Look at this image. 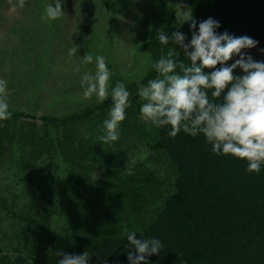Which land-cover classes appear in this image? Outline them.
<instances>
[{
    "label": "trees",
    "instance_id": "1",
    "mask_svg": "<svg viewBox=\"0 0 264 264\" xmlns=\"http://www.w3.org/2000/svg\"><path fill=\"white\" fill-rule=\"evenodd\" d=\"M184 6L197 23L212 17L219 21L217 32L227 30L257 40V47L245 51L254 60L264 61V53L257 51L264 48V0H186ZM188 23L182 31L185 42L191 37ZM178 58L183 61V54ZM234 74L239 75L240 70L235 69ZM154 76L151 68L143 81L126 86L132 103L120 122L119 139L112 143L99 141L109 99L95 110L61 123L41 119L39 130L20 121L24 115L9 110L11 117L0 122V172L5 166L8 170L17 165L13 186L20 184L25 192L33 183L27 179L43 177L44 167L57 166L52 160L58 156L71 180V186L65 183L66 191L82 193L87 205H91L88 196L92 194L126 192L124 202L133 214L131 224L139 226L127 225L123 232L104 228L91 213L78 210L75 219L70 217L71 229L87 225L89 233L82 237L51 235L46 254L36 259L23 254L10 260L3 256L0 264H55L52 252L58 249L68 253L87 250L90 264H128L127 231L162 241V250L149 257V264H179L181 259L187 264H264V166L259 173L246 172L243 160L214 155L200 136L178 132L169 138L166 129L146 125L139 118L142 101L136 89ZM50 125L60 129L55 145L48 136ZM15 155L17 160H13ZM132 158L136 160L128 170L125 165ZM159 179H171L169 192L163 193L161 187L157 194ZM42 208V203L33 201L28 212L41 213Z\"/></svg>",
    "mask_w": 264,
    "mask_h": 264
},
{
    "label": "rangeland",
    "instance_id": "2",
    "mask_svg": "<svg viewBox=\"0 0 264 264\" xmlns=\"http://www.w3.org/2000/svg\"><path fill=\"white\" fill-rule=\"evenodd\" d=\"M185 1L64 0L61 16L49 20L44 8L51 0H0V80L6 82L3 95L9 110L24 115L19 120L36 130L41 119L61 123L95 110L102 102L95 96H83L80 77L95 70L96 55L103 56L110 69V86L116 80L124 81L125 86L143 81L152 62L171 47L160 45L156 32L183 31L187 21H178L188 17ZM73 48L76 52L69 55ZM84 54H91L93 63H83ZM59 135L55 125L48 127L53 145ZM135 160L128 159L125 167L132 169ZM52 162L57 166H45L43 177L27 179L33 183L25 192L20 184L13 186L17 165L8 170L5 166L0 172V257L10 260L23 254L36 259L47 253L51 235L82 237L89 233L87 225L71 229L70 217L75 219L78 210L91 213L104 228L123 232L127 225L139 226L131 224L133 214L124 202L126 192L92 194L88 196L91 205H87L85 195L66 191L65 183L71 186V180L66 178L60 158L55 156ZM170 181L159 179L157 194L161 187L163 193L169 192ZM33 201L42 203L41 213L28 212Z\"/></svg>",
    "mask_w": 264,
    "mask_h": 264
},
{
    "label": "clouds",
    "instance_id": "3",
    "mask_svg": "<svg viewBox=\"0 0 264 264\" xmlns=\"http://www.w3.org/2000/svg\"><path fill=\"white\" fill-rule=\"evenodd\" d=\"M63 2L51 0L45 5L44 15L49 20L57 19L63 13ZM186 21L191 31L187 42L179 30L171 34L156 32L159 44L171 47L152 62L155 76L137 86L136 95L142 101L139 118L146 125L166 129L169 138L178 132L200 136L214 155L243 160L246 172L259 173L264 166V61L254 60L245 51L259 42L247 35L234 36L227 30L217 32L219 21L212 17L197 23L190 14L178 24ZM257 51L264 53V48ZM75 52L76 48L70 49L69 55ZM181 53L187 63L178 58ZM230 59L232 62L227 63ZM82 62L93 63V56L84 54ZM235 69L240 70L239 75L234 74ZM110 77L101 55L95 56V70L80 77L85 98L110 100L107 116L101 122L102 143L119 139L120 122L132 103L125 82L116 80L110 86ZM5 91L6 82L0 80V122L11 117ZM125 240L128 264H149V257L163 248L158 237H138L135 231H127ZM52 254L57 258L55 264H90L87 250L68 253L58 249ZM179 264L187 261L181 259Z\"/></svg>",
    "mask_w": 264,
    "mask_h": 264
}]
</instances>
